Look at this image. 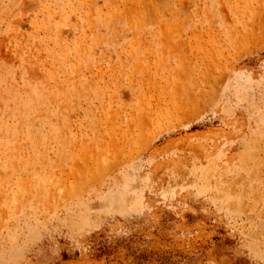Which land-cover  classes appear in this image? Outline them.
Wrapping results in <instances>:
<instances>
[{"label":"rangeland","instance_id":"rangeland-1","mask_svg":"<svg viewBox=\"0 0 264 264\" xmlns=\"http://www.w3.org/2000/svg\"><path fill=\"white\" fill-rule=\"evenodd\" d=\"M0 264H264V0H0Z\"/></svg>","mask_w":264,"mask_h":264}]
</instances>
